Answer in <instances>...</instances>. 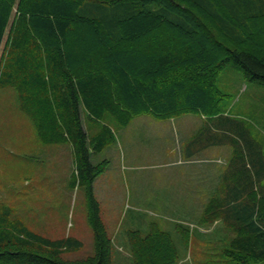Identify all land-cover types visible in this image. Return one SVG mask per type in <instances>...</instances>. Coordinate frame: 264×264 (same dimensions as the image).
Segmentation results:
<instances>
[{
  "label": "trees",
  "instance_id": "trees-1",
  "mask_svg": "<svg viewBox=\"0 0 264 264\" xmlns=\"http://www.w3.org/2000/svg\"><path fill=\"white\" fill-rule=\"evenodd\" d=\"M228 67L264 86V0H0V84L17 91L42 143L74 147L95 250L67 260L63 252L81 248L80 240H51L5 212L0 264H114V240L93 189L109 161L91 162L114 140L104 122L112 116L125 127L141 113L218 115V78ZM82 108L101 124L94 136L83 127ZM249 144V167L229 174L226 200L209 207L201 224L223 220L233 233L226 254L260 264L264 153ZM150 226L147 235L128 233L132 264H177L171 235Z\"/></svg>",
  "mask_w": 264,
  "mask_h": 264
},
{
  "label": "rangeland",
  "instance_id": "rangeland-1",
  "mask_svg": "<svg viewBox=\"0 0 264 264\" xmlns=\"http://www.w3.org/2000/svg\"><path fill=\"white\" fill-rule=\"evenodd\" d=\"M217 86L224 97L220 113L215 116L198 113L161 117L141 113L125 127H119L112 116L104 122L111 128L114 140L101 152L92 153L91 162L97 166L109 161L104 172L95 179L93 189L103 221L114 240V264H132L130 246L120 239L128 238V233L136 230L147 235L152 224L171 235L179 252L177 264H240L226 254L232 249L226 239L233 237V233L223 220H217L208 230L202 229L194 219L183 220L180 214L164 211L163 203L136 202L130 187L131 159L142 152L148 169H176V165L197 162L204 157L187 160L180 156L184 141L174 119L181 116L204 117L209 126L213 125L215 146L208 162L215 165L216 161L231 176L241 172L244 164L249 167L250 142L264 153V86L248 83L241 72L231 67L220 74ZM20 105L17 91L0 84V215L8 212L11 220H19L29 230L51 240H80L81 248L63 252L67 260L93 256L94 235L88 221L87 191L76 182L79 174L74 147L42 143L36 127ZM82 123L91 136L101 127L87 120L84 110ZM161 132L165 133V141L159 140ZM193 141L194 145H199V137H194ZM217 142H222L223 148ZM162 147L172 150L173 155L158 154ZM205 162L199 163L206 165Z\"/></svg>",
  "mask_w": 264,
  "mask_h": 264
},
{
  "label": "crops",
  "instance_id": "crops-1",
  "mask_svg": "<svg viewBox=\"0 0 264 264\" xmlns=\"http://www.w3.org/2000/svg\"><path fill=\"white\" fill-rule=\"evenodd\" d=\"M180 117V116H179ZM178 134L183 137L182 151L180 156L186 159H201L197 162L181 163L176 165V169L159 168L148 169L145 166V153L135 155L131 159V185L133 189L132 197L139 203H163L164 211L180 214V219L196 220L195 224L202 229L208 230V225H202L203 216L207 209L215 203L225 201V193L222 188L224 180L229 181V172L223 166L212 159L213 147V125L208 124L204 117L185 115L179 119H174ZM189 134V136H187ZM160 141H165V133L161 132ZM194 137H199V145H194ZM146 143V142H145ZM223 148L222 142H217ZM146 145V144H145ZM163 157L173 155L172 150H165L164 147L158 150ZM214 158V157H213ZM218 160V159H217ZM206 161V165L199 162ZM143 162L138 166L136 163ZM208 163L210 165H208ZM131 194V190L129 189ZM207 214V213H206ZM212 228V224L209 225ZM145 228H149L145 222ZM124 243H128V238H121ZM114 257V255H113Z\"/></svg>",
  "mask_w": 264,
  "mask_h": 264
}]
</instances>
